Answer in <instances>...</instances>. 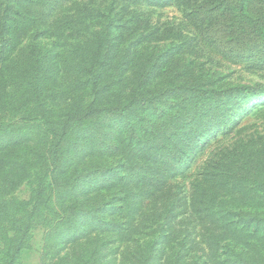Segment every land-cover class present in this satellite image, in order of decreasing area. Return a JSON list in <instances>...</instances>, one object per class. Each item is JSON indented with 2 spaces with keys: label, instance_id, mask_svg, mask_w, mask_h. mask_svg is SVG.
Masks as SVG:
<instances>
[{
  "label": "rangeland",
  "instance_id": "rangeland-1",
  "mask_svg": "<svg viewBox=\"0 0 264 264\" xmlns=\"http://www.w3.org/2000/svg\"><path fill=\"white\" fill-rule=\"evenodd\" d=\"M19 244L264 264V0H0V264Z\"/></svg>",
  "mask_w": 264,
  "mask_h": 264
},
{
  "label": "trees",
  "instance_id": "trees-1",
  "mask_svg": "<svg viewBox=\"0 0 264 264\" xmlns=\"http://www.w3.org/2000/svg\"><path fill=\"white\" fill-rule=\"evenodd\" d=\"M223 1H228V0H223ZM235 0H231V2H233ZM30 48L31 49H35L36 48V45L35 44H31L30 45ZM31 65H32V68H33V71L35 72L38 68V64H37V61L34 60L31 62ZM25 72H27V69H25ZM250 90V87L248 86H243V87H237V88H232L229 90V92H232V93H235V92H246ZM203 94L205 95H208V96H215V97H218V96H222L223 93L218 91V90H206L203 92ZM132 105V104H130ZM129 105V106H130ZM126 105L123 106V109L125 110L127 107H129ZM121 106H110V110L113 111V112H116L120 109ZM71 125L70 123V115L68 117V119L66 120V124L64 126H62L60 129V131L58 132V141L57 143L55 144V151H54V162H58L60 160V149H61V145H62V141L63 139L65 138L67 132H68V128L69 126ZM20 247H21V244H19V246L17 248L14 249V251L12 253H10L9 255V261L7 264H12L13 260L15 259L16 255H17V252L18 250H20Z\"/></svg>",
  "mask_w": 264,
  "mask_h": 264
}]
</instances>
